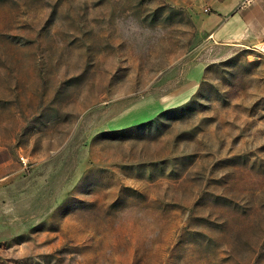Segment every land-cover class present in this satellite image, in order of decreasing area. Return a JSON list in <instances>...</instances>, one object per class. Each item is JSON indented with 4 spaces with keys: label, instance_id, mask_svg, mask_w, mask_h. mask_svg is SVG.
<instances>
[{
    "label": "rangeland",
    "instance_id": "374dc122",
    "mask_svg": "<svg viewBox=\"0 0 264 264\" xmlns=\"http://www.w3.org/2000/svg\"><path fill=\"white\" fill-rule=\"evenodd\" d=\"M204 2L0 0V264H264V56L179 88Z\"/></svg>",
    "mask_w": 264,
    "mask_h": 264
},
{
    "label": "crops",
    "instance_id": "0c3cea01",
    "mask_svg": "<svg viewBox=\"0 0 264 264\" xmlns=\"http://www.w3.org/2000/svg\"><path fill=\"white\" fill-rule=\"evenodd\" d=\"M244 1L205 0L203 13L207 12L198 17L200 31L206 35V53L200 58L202 64L197 73L193 77L182 78L179 88L191 86L194 90L208 65L227 60L239 51H252L263 43L264 3L250 0L243 6Z\"/></svg>",
    "mask_w": 264,
    "mask_h": 264
},
{
    "label": "built area",
    "instance_id": "2783aa9c",
    "mask_svg": "<svg viewBox=\"0 0 264 264\" xmlns=\"http://www.w3.org/2000/svg\"><path fill=\"white\" fill-rule=\"evenodd\" d=\"M262 3H264V0H261ZM250 3V0H245L243 2V6L246 5V4H249ZM205 12H207V10H205ZM254 53H256L257 55H260V56H264V41L263 43L259 44L256 48H254L252 50ZM22 162L23 164H25V160L22 159Z\"/></svg>",
    "mask_w": 264,
    "mask_h": 264
}]
</instances>
